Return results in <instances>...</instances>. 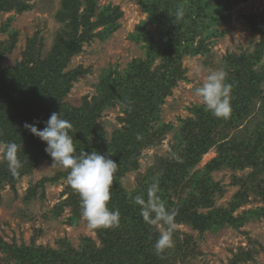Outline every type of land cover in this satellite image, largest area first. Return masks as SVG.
Wrapping results in <instances>:
<instances>
[{
  "label": "trees",
  "instance_id": "obj_1",
  "mask_svg": "<svg viewBox=\"0 0 264 264\" xmlns=\"http://www.w3.org/2000/svg\"><path fill=\"white\" fill-rule=\"evenodd\" d=\"M34 1L0 0V14L22 13L32 8ZM137 1L146 19L128 34V39L142 47L143 57L131 59L122 69L102 68L95 94L85 95L78 105L66 101V97L89 68H68L69 63L84 45L103 40L118 28L123 13L119 6H99V0H61L55 12L60 26L51 47L44 49L43 36L37 31L27 39L21 58L5 67L2 60L13 51L18 31L10 27L11 19L0 25V32L7 35L0 40V142L23 146L18 152L23 167L17 174L9 170L3 155L0 158V202L7 185L16 189L22 176L39 162L52 161L45 152L46 143L23 125L35 123L43 129L50 115L60 112L61 118L73 125L70 135L77 154L95 150L108 154L118 164L108 206L120 212L118 227L92 229L99 244L86 235L81 236L78 246L66 237L57 238L56 247L37 244L35 235L40 230L29 243H17L15 239L8 242L0 236V264H183L202 250L193 235L177 226L185 225L203 235L224 227L239 230L249 220L264 218V12L258 21L252 15L248 17L251 27L260 34L253 49L224 56L228 83L233 85L230 117H214L201 102L189 107L191 115L178 117L175 125L161 120V108L179 81L187 80L183 57L206 56L209 45L223 34L219 27L229 20L227 11L245 0ZM177 9H183V18H176ZM149 25L155 30L147 29ZM115 108L119 112L118 126L108 134L98 117L104 110ZM169 133L165 154L155 153L153 162L141 172L143 151L161 145ZM212 149L215 156L199 166ZM223 169L248 171L231 175V185L238 188L225 205H218L217 198L223 195L225 186L214 179L213 173ZM130 172L134 173L135 185L128 189L121 180ZM67 175L62 169L30 184L24 201L34 199L40 189L43 196L45 184L60 182L61 199L51 212L58 216L68 208L67 224L82 220L88 225L81 215L80 197L68 185ZM157 180L158 195L168 208L177 211L173 246L159 254L154 243L161 229L147 224L134 202L138 194L147 199L149 185ZM251 202L257 205L235 214ZM254 243L255 239L248 236L247 245L231 249V257L221 264L255 262Z\"/></svg>",
  "mask_w": 264,
  "mask_h": 264
},
{
  "label": "rangeland",
  "instance_id": "obj_2",
  "mask_svg": "<svg viewBox=\"0 0 264 264\" xmlns=\"http://www.w3.org/2000/svg\"><path fill=\"white\" fill-rule=\"evenodd\" d=\"M61 0H35L32 8L22 13L14 11L0 14V25L7 19L10 20V27L18 31L16 45L12 52L5 55L2 66L14 64L22 56L27 39L40 31L43 36L44 49L48 50L54 39L55 31L60 24L55 19V12L60 7ZM118 5L123 11L118 19V28L103 40L95 39L88 45L83 46V51L74 55L68 68H75L79 65L89 71L80 75L74 82L73 87L66 97V101L73 105H78L82 97L95 94V84L98 81L102 68L115 66L118 69L125 68L128 62L135 57H143V49L139 44L128 39V34L135 30L140 21L146 19V14L141 9L137 0H99L98 5ZM229 20L219 29L223 34L209 45L210 51L206 56H184L182 65L186 68V81H179L178 85L172 89V94L166 97L165 104L161 108V120L178 124V117H186L190 114L189 107L199 104V98L193 95V90L205 79L207 72L203 69L224 68V56L232 51L236 53L248 52L253 49V45L259 40L260 34L249 24V15L254 16V20H259V15L264 12V0H245L232 5L227 11ZM225 12V13H227ZM97 28L96 30H98ZM147 29L154 31V26H147ZM7 37L5 32H0V40ZM264 64V57L261 60ZM203 66V69L202 67ZM225 69V68H224ZM118 110H104L98 121L103 125L109 134L113 128L118 126L116 116ZM171 134L163 140L162 144L148 148L143 151L144 157L140 159V171L144 172L146 167L154 160V154H165ZM0 145L3 143L0 142ZM215 150L212 149L203 156L199 166H202L209 159L214 157ZM2 153H0V158ZM53 161L43 160L27 175L22 176L17 183L16 189L7 185L1 191L0 202V236L6 241L13 239L17 243H29L34 237L36 230L40 233L35 235L36 243L56 247V239L66 237L74 246H78L81 236L95 238V232L82 220L76 225H69L65 222L69 215L68 208L54 216L51 210L60 201V193L63 185L59 182L55 184L47 183L44 188V195H40L29 202L24 201L27 188L30 184L38 181L44 176H54L57 171L63 168L52 166ZM248 170L244 171L247 172ZM244 172L223 169L213 173L214 179L224 184V193L217 198L218 205H225L231 195L237 190V186L231 185L232 174L242 175ZM123 185L131 189L135 185L134 173H127L122 177ZM63 196L62 198H64ZM251 202L241 206L235 214L243 209L256 206ZM182 232L189 233L195 237L197 245L201 248L202 254L197 255L189 262L183 264H221L231 257V249L236 250L238 246L247 245V237L255 239L254 247L257 248L255 262L246 264H264V218L253 219L246 222L239 230L231 227H224L217 232H206L199 235L197 231L191 230L185 225L177 226ZM160 228V227H159ZM249 246V245H248ZM179 264V263H178Z\"/></svg>",
  "mask_w": 264,
  "mask_h": 264
},
{
  "label": "clouds",
  "instance_id": "obj_3",
  "mask_svg": "<svg viewBox=\"0 0 264 264\" xmlns=\"http://www.w3.org/2000/svg\"><path fill=\"white\" fill-rule=\"evenodd\" d=\"M183 16V9H177L176 18L181 19ZM201 67L203 69V66ZM203 70L207 75L203 82L194 88L193 95L199 98L211 115L227 120L232 112L233 87L228 83V72L224 68ZM23 127L46 143L45 152L52 158V166H59L68 172L67 183L79 195L81 215L89 227L91 229L118 227L120 212L108 206L111 199L110 188L118 171V164L108 154H100L95 150L77 154L73 137L70 135L73 125L69 120L61 118L60 112H53L43 129H38L35 123L27 122ZM21 150L23 151V146L16 142L0 145V153L13 174H17L23 167V162L18 157ZM158 192L157 180L149 185L147 199L143 194H138L134 197V202L140 206V214L144 221L161 229L154 243V249L159 254L173 246L177 211L168 208Z\"/></svg>",
  "mask_w": 264,
  "mask_h": 264
}]
</instances>
